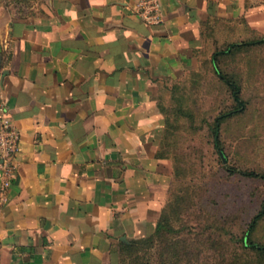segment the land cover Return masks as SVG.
Instances as JSON below:
<instances>
[{"label":"crops","instance_id":"1","mask_svg":"<svg viewBox=\"0 0 264 264\" xmlns=\"http://www.w3.org/2000/svg\"><path fill=\"white\" fill-rule=\"evenodd\" d=\"M137 1L47 0L27 17L0 0V102L20 132L4 192L0 178L1 264H116L164 205L161 88L264 37V0H158L157 24Z\"/></svg>","mask_w":264,"mask_h":264},{"label":"rangeland","instance_id":"2","mask_svg":"<svg viewBox=\"0 0 264 264\" xmlns=\"http://www.w3.org/2000/svg\"><path fill=\"white\" fill-rule=\"evenodd\" d=\"M46 1L4 0L27 17ZM233 43L161 88L159 227L120 246L116 264H264V179L239 173H264V37Z\"/></svg>","mask_w":264,"mask_h":264},{"label":"built area","instance_id":"3","mask_svg":"<svg viewBox=\"0 0 264 264\" xmlns=\"http://www.w3.org/2000/svg\"><path fill=\"white\" fill-rule=\"evenodd\" d=\"M135 14L147 24H157L162 21L158 0H138ZM20 132L14 126L11 115L5 104L0 102V178L1 192L11 184L14 169L13 160L18 151Z\"/></svg>","mask_w":264,"mask_h":264},{"label":"trees","instance_id":"4","mask_svg":"<svg viewBox=\"0 0 264 264\" xmlns=\"http://www.w3.org/2000/svg\"><path fill=\"white\" fill-rule=\"evenodd\" d=\"M241 42H243V41H241ZM241 42H238V44L239 43H241ZM234 43H231L230 45H233ZM216 53H217V51H215L212 55H211V60H212V62H214V57H215V55H216ZM217 73H218V76L220 77V79L225 83V84H227V85H229V86H232L231 85V81H230V79H228L227 78V76H225L224 74H222V73H220L219 71H217ZM236 88H233V92H236ZM230 113V112H229ZM225 115H227V114H224V115H220L217 119H216V121H215V123H216V126L222 121V119L224 118V116ZM216 126H215V134H216ZM232 171H235V169L233 168L232 169ZM239 173L240 174H242V175H244V176H247V177H259V178H263L264 179V173H257V172H254V171H241V170H239ZM255 219V218H254ZM157 227H159V223H157V225H156V228L155 229H157ZM248 241V240H247ZM128 243H125V244H122L121 246H126ZM250 245H253L252 243H250ZM264 248V247H263Z\"/></svg>","mask_w":264,"mask_h":264},{"label":"clouds","instance_id":"5","mask_svg":"<svg viewBox=\"0 0 264 264\" xmlns=\"http://www.w3.org/2000/svg\"><path fill=\"white\" fill-rule=\"evenodd\" d=\"M89 4L91 5H104L107 3V0H88ZM65 15L70 16L71 19L73 21H75L78 17H77V13L76 11H66ZM124 35L126 37L131 36L132 33L131 32H125ZM105 42H114L116 40V35L115 33H109L108 35H106L105 37H103Z\"/></svg>","mask_w":264,"mask_h":264}]
</instances>
